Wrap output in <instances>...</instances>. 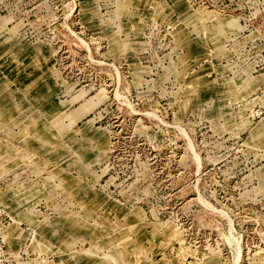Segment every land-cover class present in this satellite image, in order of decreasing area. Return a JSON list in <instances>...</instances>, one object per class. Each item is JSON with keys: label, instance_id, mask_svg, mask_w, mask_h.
Segmentation results:
<instances>
[{"label": "rangeland", "instance_id": "374dc122", "mask_svg": "<svg viewBox=\"0 0 264 264\" xmlns=\"http://www.w3.org/2000/svg\"><path fill=\"white\" fill-rule=\"evenodd\" d=\"M0 264H264V0H0Z\"/></svg>", "mask_w": 264, "mask_h": 264}]
</instances>
